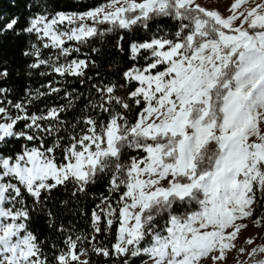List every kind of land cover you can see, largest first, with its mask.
<instances>
[{"label": "snow or ice", "instance_id": "1", "mask_svg": "<svg viewBox=\"0 0 264 264\" xmlns=\"http://www.w3.org/2000/svg\"><path fill=\"white\" fill-rule=\"evenodd\" d=\"M227 11L225 16L198 0H110L83 13L30 19L23 31L57 54L41 58L33 44L24 53L33 59L29 69L44 67L81 83L96 62L69 59L80 53L79 45L109 32L150 31L161 20L173 22L175 31L129 45V59L146 63L126 70L123 84L92 85L96 98L85 99L96 118L65 120L62 113L80 98L67 92L64 105L40 114H29L23 101H8L15 115L0 106V264H49L42 242L29 229L31 212L54 189L71 184L72 195L87 193L109 174V192L120 193L118 207L103 197L100 212H92V225L101 233V213L105 232L116 223L115 243L109 249L93 243L95 236L69 235L55 264H89L81 259L87 250L77 251L82 240L96 255L121 264L145 256L151 264H224L246 227L240 221L264 226V0H234ZM17 23L12 19L0 32L14 30ZM101 25L110 27L101 30ZM123 39L117 40L121 52ZM8 75L6 68L0 70V78ZM133 83L137 86L129 90ZM47 87V93L30 94L28 103L61 91ZM6 92L0 88V94ZM133 105L139 109L134 123L127 118ZM21 122L23 128H17ZM79 125L84 127L77 131ZM46 137L52 138L51 146ZM19 140L33 146L8 154V145ZM129 150L145 155L126 160ZM238 251L253 264H264L256 259L264 256V244Z\"/></svg>", "mask_w": 264, "mask_h": 264}, {"label": "trees", "instance_id": "2", "mask_svg": "<svg viewBox=\"0 0 264 264\" xmlns=\"http://www.w3.org/2000/svg\"><path fill=\"white\" fill-rule=\"evenodd\" d=\"M110 0H0V28L11 21L17 19L18 23L14 30H5L0 32V70L7 69L8 77L6 79L0 78V88L7 89L6 93L0 94V101H3L0 106H6L10 114L15 115L16 111L12 108L8 101L12 104L23 101L27 104L29 114L46 112L51 107H58L66 103L65 93H71L72 96H79L75 101V107L66 113H62V117L67 121H79L81 117L90 114L96 118L94 112H90L87 106L86 97L96 98L93 84L100 83L101 85L115 83L117 85L123 84V73L130 67L142 66L146 62L140 60L138 63L129 59V45L132 42H142L151 39L153 35L164 34L167 32L171 34L175 31L173 22L169 20H161L154 22L150 31H145L142 28H135L133 31L109 32L102 38L96 39L90 45H79L80 53H73L69 59H89L95 60V67H90L87 71L85 81L81 83L79 80L68 77L61 78L50 70L42 67L41 69H29L28 65L33 62L32 57L25 56L26 51H32V45L35 44L40 48L42 57L48 59L54 57L57 52L52 49L42 48L41 41L35 35L27 34L23 31L29 24L32 17L40 14H47L50 17L56 13H83L94 7L103 5ZM167 25V27H165ZM101 30L110 27L109 25L99 26ZM123 36L121 41L123 52L117 48V40L119 36ZM67 46H76L75 42H69ZM97 49L93 52L92 49ZM63 61V57L61 58ZM41 72H49V74L41 75ZM47 85L52 87H59V94L45 95L33 99L28 103L29 95H37L38 92H48ZM137 85L135 83L128 86L129 90L134 89ZM143 107V104L140 106ZM139 109L133 105L132 111L127 114L129 122H135L137 112ZM105 121L106 115H102ZM47 123V122H45ZM84 127L79 125L77 131ZM17 128H23V122L17 125ZM63 135V133H61ZM66 143V142H62ZM27 144L29 147L33 146L24 140L12 141L8 145V154H15L21 151L22 145ZM52 138L46 137V146H51ZM0 147H3L0 145ZM143 152L129 150L125 157L127 160L131 156L138 158L144 156ZM57 161L63 159L62 148L56 150ZM109 175L101 176L97 182L91 185L87 193H77L72 195L75 191L73 185L69 184L66 188L59 187L54 189L49 198L43 205L35 206V210L31 212V220L29 222V229L34 232L38 239L42 242L44 254L47 256L49 264H55L56 253L65 248L64 241L67 236H87L91 238L96 237L93 243L97 246L107 247L111 249L115 243L116 223H114L110 231L105 232L103 213H101L102 231L96 234L93 231L92 212H100L97 205L101 204L103 197H108L113 207H118L116 201L120 193L112 194L109 192ZM123 190V189H122ZM29 207H32V200L27 197ZM48 213L52 214L49 218ZM183 209L178 212L182 214ZM262 213V212H261ZM164 221H160L162 226ZM62 228L63 231H58ZM148 237L144 244L145 246L150 241ZM53 245H56L54 248ZM81 248L87 250L85 260L89 264H121V261L114 257L104 258L96 255L87 240L78 242L79 251ZM145 257L135 258V264L143 262Z\"/></svg>", "mask_w": 264, "mask_h": 264}, {"label": "rangeland", "instance_id": "3", "mask_svg": "<svg viewBox=\"0 0 264 264\" xmlns=\"http://www.w3.org/2000/svg\"><path fill=\"white\" fill-rule=\"evenodd\" d=\"M198 2L204 4L205 7H208L210 9H217L220 13L227 16L229 14L227 9L229 8L230 4L234 2V0H219V2H212V0H208L207 3H205V0H198ZM108 3L110 2H107L105 4ZM0 122L3 121L0 120ZM261 214H264V211H262ZM239 223L246 225V227L243 228L241 233L239 234L238 239L235 241L236 247L228 253L227 260L224 262V264H238V262L240 261H247L248 264H253V261L249 259L248 255L246 253L243 255L240 254L238 249L243 247L247 250V252H250L258 245L264 244V226H253L251 220L240 221ZM246 238H252L254 240V243L250 245L247 244ZM81 259L85 260V255L81 256ZM256 259H264V256L257 257ZM146 261H148V264H151L146 256L144 261L140 264H145ZM202 264H211V262L209 260H204Z\"/></svg>", "mask_w": 264, "mask_h": 264}]
</instances>
